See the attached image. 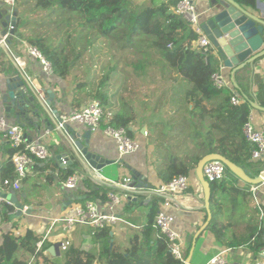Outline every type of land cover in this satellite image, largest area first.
Listing matches in <instances>:
<instances>
[{
	"label": "crops",
	"instance_id": "0c3cea01",
	"mask_svg": "<svg viewBox=\"0 0 264 264\" xmlns=\"http://www.w3.org/2000/svg\"><path fill=\"white\" fill-rule=\"evenodd\" d=\"M193 1L199 14H203L208 9H219L224 4L222 0ZM242 7L256 17L264 19V0H255L254 7ZM10 9L3 0H0V39L9 33V24L6 22L3 13ZM18 15H20L19 12ZM205 16L206 14H203L202 22ZM6 42L7 47L0 46V99L1 94L4 92V76H13L16 69H20L37 91L44 89L54 93L55 99L50 108L56 111L59 116L71 110L81 109L86 105L81 103L78 108L75 107V101L78 99L81 102V99L75 88L70 86L66 80H62L55 75L51 78H45L39 63L27 54L25 44L16 35H9ZM16 59L19 60L21 65L16 63ZM220 73L225 79L226 87L232 93L237 94L235 96L240 100V103H242L240 94L253 99L252 104L258 109L251 106L252 125L256 130L264 133V56L234 75L233 79L238 87L237 89L233 87L230 81L229 70L224 69L221 62ZM180 87V90L187 89L183 83ZM177 89L176 86L174 89L161 88L160 90L154 88L147 91L140 99H136V103L141 100V104H146L145 114L150 115L145 116L143 120V113L137 117L134 111V117H136L130 130L132 132L131 138L139 145L137 152L119 159L114 143L106 138L101 130L91 133L89 141L91 148L100 157L112 162L99 171L90 170L86 165L81 166L75 155L63 144L60 134L51 132L48 136L41 137L45 130H49L41 122L39 131L32 128H26L24 131L28 140L43 143L48 148L51 157L44 163L36 161L27 171L20 189L13 191L1 185L2 177L5 175L4 167L10 161L12 149L0 135V196L5 198L6 195L12 193L16 196L17 202L21 204L22 208H27L25 213L17 215L13 205H4L5 208L3 206L0 214V246L3 243V237L7 234L12 235L17 240L23 238L26 232L33 233L38 240L42 238L48 230L51 220L66 213V208L69 206L65 207L63 203L68 200L69 195H73L74 198H87L85 196L79 197L77 192H87V189L92 188H102L108 192V185L118 184L125 177L131 178L133 173L144 179L145 183L151 186L153 190L165 184L169 178L170 171L168 169L170 165L180 164L184 161L183 156L187 150L185 147L188 146L184 143L180 127L177 125L182 115L177 106H173L181 98V94ZM127 102H130L131 105L134 104L132 105L134 110L138 108L131 97ZM214 103L208 104L204 101L203 105L206 110H209ZM4 108L5 106L1 104L0 100V115L7 118ZM191 108L192 105H189V109ZM121 110L122 107L112 108V114ZM50 116V120L52 119L51 125H54L56 120L53 115L50 114ZM7 120L16 123L12 117ZM170 121L173 122L170 123ZM160 124H163V128H165V135L160 136L158 139L156 129L162 128ZM69 126L74 133L82 134L86 130V128L77 124H70ZM176 133H178L177 136ZM80 141L83 142L84 140ZM65 155L72 159L69 164L71 169L82 178V183L73 191L66 190L63 186V173L68 166L61 167L58 158ZM240 167L251 177H256L264 172V157L259 160L250 158L248 163ZM188 177L189 186L182 197L152 196L149 193L131 194L130 197L135 198V202L131 201L129 203L126 201L119 207H113L112 209L105 204L106 202H98L101 211L116 214L125 221L112 227V230L110 229L112 247L115 246L120 250L127 249L130 237L141 231L150 215L155 217L159 212H163L173 217L172 227L182 236L184 245L182 254L185 260L196 233L207 218L203 207L201 185L196 179L194 171L190 172ZM225 179L231 180L242 189V194L237 197H233L226 192L216 194V200L221 205H215L212 208L210 204V211L215 213V222L223 231L215 234L208 225L195 239L193 255L189 264H207L211 258L223 251H225L227 264H252L257 256V253L251 252L245 247L226 248L218 243V240L236 241L248 238L249 231L247 228L250 226L249 224L255 223L250 221L249 214L255 211L264 213V182L249 186L238 181L229 172L226 174ZM38 191H40V195H37ZM5 199L7 200V198ZM76 203L81 204L83 202L75 200L72 204ZM91 231L88 226H77L70 236V246L83 251L97 248L100 240L94 242ZM57 235L53 234L50 240L46 241L45 244H48V248L59 243ZM48 255L50 259L57 258L56 262L58 264L62 263L61 252L59 255L57 253L53 255L48 253ZM16 258L26 262L29 260L25 249L21 247L17 251Z\"/></svg>",
	"mask_w": 264,
	"mask_h": 264
},
{
	"label": "trees",
	"instance_id": "16d2710c",
	"mask_svg": "<svg viewBox=\"0 0 264 264\" xmlns=\"http://www.w3.org/2000/svg\"><path fill=\"white\" fill-rule=\"evenodd\" d=\"M234 1L242 6L255 5V0ZM34 3L36 10L49 13L67 11L81 16L69 17L64 22L71 23L73 19H78L79 27L93 30L95 38L115 42L116 46L112 48V52L115 49L123 51L121 53L132 51L139 57L136 62H129L136 75L139 73L148 77L151 75L150 71L154 69L159 72L156 76L160 78L156 79L171 83L168 89H174L175 85L181 86V83L184 86L189 84L182 102L181 98L178 102L186 107L187 115L177 122L184 143L188 146L185 147L187 150L183 156L184 161L170 165L166 183L179 175L188 176L194 171L198 161L206 155H220L237 166H243L250 161L254 146L245 139L242 126L250 113L253 99L240 94L242 103L233 105L230 99L231 96L237 95L236 93H232L227 87L218 90L213 86L211 76L220 71V60L213 50L204 51L197 45L198 36L189 30L186 20L173 11L176 0L166 2L150 0L144 5L135 4L131 0H34ZM15 5L20 13L14 29L16 37L40 51L51 62L53 74L65 80L74 67L73 62L64 55V52L58 51L59 47L53 45L52 39L48 41L40 36L26 38L19 34L17 28L20 24L25 25V21L21 20L23 1L15 0ZM110 41L108 44H111ZM89 42L91 44L92 41ZM116 67L117 63L114 62L112 71ZM156 76L151 77L152 84H155ZM109 77L107 72L93 89L87 91L85 86L83 88L77 86L75 91L85 93L91 101H99L103 110L102 118L108 115L106 124L112 128H124L131 136L130 127L134 123L135 115L132 107L134 104L131 105L130 102L123 104L122 110L114 114L104 112L106 108L111 107L108 95ZM204 101L208 104L215 103L206 110ZM75 102V107L78 108L81 102L78 99ZM189 105H192L190 110ZM14 152L12 149L11 155ZM4 168L5 175L2 180L11 179L13 177L11 161ZM73 173L74 170L68 166L63 173V180ZM209 191L212 208L221 205L216 200L217 193L226 192L233 197L242 194V189L227 179L209 182ZM106 192L102 188L77 192L79 197H87L77 202L90 199L105 203ZM249 215L250 221L255 223L249 224L247 228L248 238L236 241L218 240V243L226 248L245 247L255 253L264 249V221L260 219L258 211ZM214 216L215 213H212L210 230L215 234L221 233L223 229L218 227ZM154 220L155 217L150 215L141 231L130 237L128 248L124 250L112 247L110 229L96 230L92 239L94 242L100 240L97 248L83 251L69 246L65 252H61V264H183L173 258L167 240L154 230ZM37 241L38 238L31 232H26L19 240L10 234L5 235L0 246V264H58L57 258L50 259L49 255L44 257L35 251ZM47 245H43L44 250L48 248ZM20 247L25 249L31 263H28L29 260L26 262L16 258Z\"/></svg>",
	"mask_w": 264,
	"mask_h": 264
},
{
	"label": "built area",
	"instance_id": "2783aa9c",
	"mask_svg": "<svg viewBox=\"0 0 264 264\" xmlns=\"http://www.w3.org/2000/svg\"><path fill=\"white\" fill-rule=\"evenodd\" d=\"M3 1L10 8H13L15 5V0ZM160 1L166 2L167 0ZM173 11L175 14L184 18L188 23L189 30L193 31L198 36L197 45L200 48L204 51H214L213 46L201 29L203 14L205 15L207 11L203 14H199L193 0H176ZM8 36L9 33L0 39V46L7 47L6 41ZM23 44H25L27 54L32 59H35L41 66L43 76H45V78H51L54 75L51 62L48 61L35 47H32L25 42H23ZM16 63L21 65L18 59H16ZM211 81L213 86L218 90L227 86L220 71L211 76ZM39 95L42 97V92L39 91ZM230 101L233 105L240 104V100L235 95L231 96ZM102 115L103 110L100 102L95 100L91 101L81 109L71 110L68 113L60 115L54 129L45 130L41 137H46L51 132L58 134L59 131L64 130L65 127L70 124H77L78 126H83L84 128L89 129L91 133L101 130L104 136L114 143L119 159L137 152L139 149L138 143L128 135L124 128H112L107 124L102 126ZM252 121L253 115L249 113L242 126V134L245 139L254 146V149L251 152V158L259 160L264 157V133L256 130L252 125ZM0 135L8 143L10 148L15 150L10 158L13 166V177L11 179L2 180L1 185L10 188L13 191H18L21 187V182L25 178L29 168L34 164V161L44 163L48 161L51 156L48 148L43 143L28 140L24 129L17 123L9 122L3 115H0ZM71 161L72 159L66 155L58 158L61 167L69 166ZM202 174L208 183L220 182L226 178L227 169L220 161L211 160L203 165ZM81 181L82 178L80 175L73 173L65 179L63 186L66 190L73 191L78 188L79 184L82 183ZM132 184V179L130 177H125L118 184L108 185L107 188L109 191L106 193L105 204L112 209L113 207H119L121 204L128 201V198L131 195V190L135 189ZM188 186L189 177L186 175H179L174 177L170 182L154 189V191L158 196L168 194L182 197L183 193L188 189ZM4 205L11 204L5 198L0 196V214ZM66 209L65 214L51 220L46 233L35 243V251L44 257L48 255V252L43 249V245L46 241L50 240L53 234H58V242L60 243L59 252H65L70 246V236L77 226H88L92 230L91 235L93 236L96 230H103L106 228L112 230V227L125 222L116 214L101 211L98 202L90 199L81 204H71ZM26 211L27 208L22 209V213H25ZM259 217L264 221V213L262 211H260ZM173 222L174 219L172 216L159 212L155 216L153 228L159 235H162L167 240L168 248L173 258L183 263V240L182 236L173 229ZM207 264H227L225 251L220 252L211 258ZM252 264H264V249L257 253Z\"/></svg>",
	"mask_w": 264,
	"mask_h": 264
},
{
	"label": "water",
	"instance_id": "95a60500",
	"mask_svg": "<svg viewBox=\"0 0 264 264\" xmlns=\"http://www.w3.org/2000/svg\"><path fill=\"white\" fill-rule=\"evenodd\" d=\"M223 7L215 10H207L206 16L201 23V29L215 51L224 69L229 70L230 81L235 89L237 85L234 82V75L245 68L247 65L254 63L264 56V19L256 17L247 9L236 3L234 0H222ZM5 20L11 24L9 35L15 36L14 29L16 27V19L18 17L17 8H11L5 13ZM15 75L4 76V92L1 94V104L5 106L4 112L7 114V119L11 118L20 125L23 129L32 128L36 131L41 129L42 122L49 130H53L56 126L51 125L50 114L54 116L56 122L59 120V114L50 108L55 99L54 93L50 90H40L43 96L39 95L28 77L20 70L16 69ZM252 108L258 109L254 104ZM264 110V109H263ZM45 116V117H44ZM63 144L75 155L79 164L86 165L90 170L99 171L106 165L112 162L106 161L95 153L90 145L91 131L86 129L82 134L74 133L70 126L59 131ZM80 140H84L81 142ZM211 160H218L226 167L227 171L234 176L238 181L255 186L264 182V172L256 177H251L240 166H237L224 157L216 154L203 156L197 163L194 169V175L201 185L204 210L207 218L203 226L196 233L191 245V249L183 264H189L193 255L195 239L209 225L212 219L210 211V191L209 183L204 179L202 167L205 163ZM131 194H150L156 196L155 191L151 186L145 183L144 179L138 174H132ZM13 192V191H12ZM165 197H173L172 195L164 194ZM4 197V196H2ZM11 205L14 206L17 215L22 213V206L17 202L14 194L5 196ZM217 198V197H216ZM86 198H74L73 195L68 196V200L64 202V206H70L73 201H83ZM135 202V198L129 196L128 202ZM112 233H110L111 235ZM60 243L51 245L47 252L50 255L59 252Z\"/></svg>",
	"mask_w": 264,
	"mask_h": 264
},
{
	"label": "rangeland",
	"instance_id": "374dc122",
	"mask_svg": "<svg viewBox=\"0 0 264 264\" xmlns=\"http://www.w3.org/2000/svg\"><path fill=\"white\" fill-rule=\"evenodd\" d=\"M21 1H23L21 20L25 21V25L21 26L20 24L17 32L26 38L40 36L46 38L48 41L49 39L54 41L53 45L59 47L58 51L64 52V55L68 56L74 64L70 75L65 79L70 86L74 88L77 86L83 88L85 86V89L89 91L100 83L104 74L109 72L108 95L111 107L106 108L104 112L108 111L112 114V108H121L123 103L128 104L127 100L131 97L135 101V105H138V108L134 110L136 116L139 117L143 113V120L145 116H150L149 114H145L146 104H141V100H138V103H136V99H140L147 91L154 88L161 90V88H168L170 86V82L167 83L156 79L160 78L156 76L159 73L158 71L152 69L150 71L151 75L149 74L150 76L146 78L139 73L136 75L132 71L133 68L129 66V62H136V59L139 57L132 51L121 53L123 51L115 49L112 52V48L116 46L115 42L103 38H95L96 35L93 30L79 27L77 24L78 19H73L71 23H65L69 17L77 16L81 18V16L67 11L49 13L43 10H36L34 8V0ZM131 1L135 4L144 5L150 0ZM13 8H16V5ZM10 26L11 24H9L8 31H10ZM90 40L92 41L91 44ZM109 41L111 44H108ZM114 62L117 63V67L112 71ZM154 68L157 69V67ZM152 76H156L155 84H152L150 81ZM170 76L172 75L170 74ZM175 86L176 88L178 87L177 90L181 94L182 102L185 90H180L181 87L179 85ZM185 88L188 89L189 84L185 85ZM77 94L80 96L82 104L91 102L85 93L80 92ZM173 106H177L182 117L187 115L186 107L183 104L176 103ZM107 116L102 118V124L107 123ZM160 127L162 128L156 129L158 131V139L160 136L165 135L163 124H160ZM177 135L178 133H176ZM38 194L40 195V191L37 192Z\"/></svg>",
	"mask_w": 264,
	"mask_h": 264
}]
</instances>
